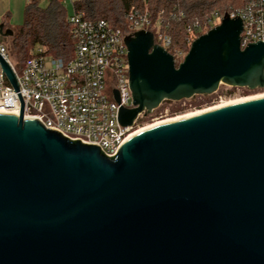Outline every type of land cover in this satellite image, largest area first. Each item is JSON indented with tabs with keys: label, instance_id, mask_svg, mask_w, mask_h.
Here are the masks:
<instances>
[{
	"label": "water",
	"instance_id": "obj_1",
	"mask_svg": "<svg viewBox=\"0 0 264 264\" xmlns=\"http://www.w3.org/2000/svg\"><path fill=\"white\" fill-rule=\"evenodd\" d=\"M241 31L224 14L178 65L151 30L126 34L133 107L118 121L221 84L264 88V41L241 48ZM0 63L21 101L0 113V264H264V96L146 129L107 156L26 118Z\"/></svg>",
	"mask_w": 264,
	"mask_h": 264
},
{
	"label": "built area",
	"instance_id": "obj_2",
	"mask_svg": "<svg viewBox=\"0 0 264 264\" xmlns=\"http://www.w3.org/2000/svg\"><path fill=\"white\" fill-rule=\"evenodd\" d=\"M64 3L66 0H57ZM240 16L241 48L247 43L264 41V0H246L231 16ZM132 32L151 30L158 44L168 50L170 36L152 30L148 8L132 7L127 13ZM217 12L195 27L210 29L221 22ZM74 39L69 59L53 57L36 46L23 66H16L8 47L0 39V55L15 72L24 100V116L36 118L46 128L59 130L72 140L98 144L107 156H113L140 124V115L132 125L118 121L119 107H133L129 84L128 50L124 30L106 20H88L75 10L68 15ZM190 29V28H189ZM109 70L107 82L106 71ZM0 63V113L20 114L21 101ZM109 84V95L107 90ZM118 92L119 100L115 98Z\"/></svg>",
	"mask_w": 264,
	"mask_h": 264
},
{
	"label": "trees",
	"instance_id": "obj_3",
	"mask_svg": "<svg viewBox=\"0 0 264 264\" xmlns=\"http://www.w3.org/2000/svg\"><path fill=\"white\" fill-rule=\"evenodd\" d=\"M246 0H75L74 8L88 20H106L121 27L125 33L132 32L127 13L132 7L148 8L151 14L152 30H162L171 38L168 51L177 57L180 51H187L191 42L204 33L202 27H195L209 19L213 13L220 16L236 13ZM23 22L13 26L9 54H16L19 66L33 55L36 46L46 54L69 59L74 51L68 13L63 3L50 0L41 6L37 0L29 1L23 12ZM190 28V29H189ZM11 50V51H10ZM11 55V54H10ZM211 100V99H210ZM210 100H196V105ZM174 111L179 109L171 107ZM144 117L140 122L144 121Z\"/></svg>",
	"mask_w": 264,
	"mask_h": 264
},
{
	"label": "rangeland",
	"instance_id": "obj_4",
	"mask_svg": "<svg viewBox=\"0 0 264 264\" xmlns=\"http://www.w3.org/2000/svg\"><path fill=\"white\" fill-rule=\"evenodd\" d=\"M31 0H12L10 4L6 6L3 13L4 15H9V24L6 25V28H13V26L19 25L23 22V12L25 3L27 4ZM41 6H47L50 0H37ZM74 2L75 0H66L63 4L66 7L68 15H71L74 11ZM209 29L204 30V33L207 32ZM1 40L8 45L10 49V42H11V36H1ZM196 39V38H195ZM192 43V42H191ZM191 46V44H190ZM190 49V47H189ZM180 51L175 57L176 64L178 65L185 57L187 52L189 51ZM11 51V50H10ZM11 60L16 65L19 66V59L16 56V54H12L10 52ZM24 63V62H23ZM23 63L21 66H23ZM109 70L106 71V78L108 82L109 78ZM109 84L107 83V90L106 92L109 94ZM264 93V88H256L254 90H251L246 87H233L229 86L227 84H221L218 88V90L212 94L209 95H196L193 98L189 99H183L180 101H165L163 102L157 109H155L153 112L149 113L147 116H143L145 119L143 122H140L139 128L144 127L148 124H151L157 120H162L166 118H171L177 115L186 114L189 112H194L197 110H201L204 108H208L210 106H215L217 104H221L223 102L229 101L231 99H237L242 97H248L253 96L257 94ZM110 95V94H109ZM111 96V95H110ZM211 99V100H210ZM196 100H210L203 102L201 105H196L194 102ZM172 106H175L174 109H179L178 111L174 112L171 108Z\"/></svg>",
	"mask_w": 264,
	"mask_h": 264
},
{
	"label": "bare ground",
	"instance_id": "obj_5",
	"mask_svg": "<svg viewBox=\"0 0 264 264\" xmlns=\"http://www.w3.org/2000/svg\"><path fill=\"white\" fill-rule=\"evenodd\" d=\"M263 96H264V93L257 94V95H253V96H248V97L231 99V100L226 101V102H223L221 104H217L215 106H210L208 108H204V109L197 110V111H194V112H189V113L177 115V116H174V117H171V118L157 120V121H155V122H153L151 124H148V125H146L144 127H141L139 129H137L134 133H132V135H130V137L133 136V135H135V134H138L139 132H142V131H144L146 129H149V128L158 126L160 124H164V123H167V122H171V121H175V120L187 118V117L194 116V115H197V114H200V113H203V112H207L209 110H213V109H216V108H219V107H223V106H226V105L235 104V103H239V102H243V101H246V100H250V99H254V98H259V97H263ZM13 114H16V113H13Z\"/></svg>",
	"mask_w": 264,
	"mask_h": 264
},
{
	"label": "crops",
	"instance_id": "obj_6",
	"mask_svg": "<svg viewBox=\"0 0 264 264\" xmlns=\"http://www.w3.org/2000/svg\"><path fill=\"white\" fill-rule=\"evenodd\" d=\"M12 0H0V20L7 22L9 24V15H4L3 11ZM26 5V3H25Z\"/></svg>",
	"mask_w": 264,
	"mask_h": 264
},
{
	"label": "flooded vegetation",
	"instance_id": "obj_7",
	"mask_svg": "<svg viewBox=\"0 0 264 264\" xmlns=\"http://www.w3.org/2000/svg\"><path fill=\"white\" fill-rule=\"evenodd\" d=\"M0 21H2V20H0ZM4 22V21H3ZM5 23V25H7L8 23L7 22H4Z\"/></svg>",
	"mask_w": 264,
	"mask_h": 264
}]
</instances>
